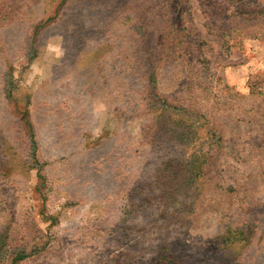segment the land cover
<instances>
[{
    "label": "rangeland",
    "instance_id": "rangeland-1",
    "mask_svg": "<svg viewBox=\"0 0 264 264\" xmlns=\"http://www.w3.org/2000/svg\"><path fill=\"white\" fill-rule=\"evenodd\" d=\"M0 264H264V0H0Z\"/></svg>",
    "mask_w": 264,
    "mask_h": 264
},
{
    "label": "trees",
    "instance_id": "trees-1",
    "mask_svg": "<svg viewBox=\"0 0 264 264\" xmlns=\"http://www.w3.org/2000/svg\"><path fill=\"white\" fill-rule=\"evenodd\" d=\"M175 119H176V118H175ZM173 122L176 123V120H174ZM170 132L173 133V132H177V131L175 130V131H170ZM16 257L20 259V258L22 257V255H20V256H16ZM15 259H16V258H14L13 261H15Z\"/></svg>",
    "mask_w": 264,
    "mask_h": 264
}]
</instances>
